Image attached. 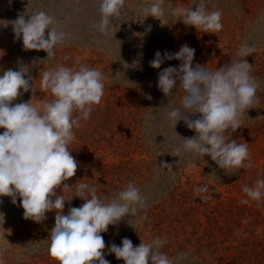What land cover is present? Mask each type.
<instances>
[{"label":"rangeland","instance_id":"374dc122","mask_svg":"<svg viewBox=\"0 0 264 264\" xmlns=\"http://www.w3.org/2000/svg\"><path fill=\"white\" fill-rule=\"evenodd\" d=\"M198 2L169 0L167 6L194 10ZM142 3L126 0L125 14L113 20L117 32L105 37L94 27L100 20L98 0H0V75L29 66L35 95L30 90L14 103L53 99L40 89V79L43 70L55 65L72 67L79 60L108 77L101 104L88 121H81L69 146L78 162L76 175L65 182L72 187L58 195L70 200L76 184L85 182L96 185L101 198L111 197L133 182L147 198V208L136 217L110 225L101 234L104 258L110 264H124L108 249L113 243L120 246L125 237L134 246L141 239L166 238L162 251L169 257L188 254L181 264H264V202L258 206L242 191L244 185L264 179V0H206L209 11L222 12L223 29L216 34L197 31L170 16L142 22L138 13ZM34 11L54 16L58 30L66 34L51 62L43 60L47 56L43 50H24L22 39H14L12 26H5L19 14L27 19ZM149 25L151 31L146 33ZM244 43L255 48L245 59L259 82V103L247 110L231 139L248 144L253 166L226 174L209 156H175L181 143L175 131L182 138L195 132L183 120L176 128L166 120L165 106H180L184 93L176 88L165 97L157 87V74L169 66L179 67L181 61L165 59L160 69L149 62L157 51L163 57L165 51L175 53L187 44L195 49L193 66L215 70L237 58ZM165 163L173 166L172 171L161 167ZM202 185L209 189L207 201L195 193ZM245 199L247 204L242 203ZM83 203L73 197L63 211L67 214ZM55 214V210L47 212L40 223L26 220L19 198L13 204L10 197H0V264H57L47 251ZM145 214L147 219L142 220Z\"/></svg>","mask_w":264,"mask_h":264},{"label":"clouds","instance_id":"9594fccd","mask_svg":"<svg viewBox=\"0 0 264 264\" xmlns=\"http://www.w3.org/2000/svg\"><path fill=\"white\" fill-rule=\"evenodd\" d=\"M168 2L143 0L138 8L142 22L147 17L162 21L170 16L203 33L216 34L223 29L222 12L209 11L206 0L194 3V10L192 6L170 7ZM125 7L126 0H98L100 20L94 26L96 30L105 37L112 34L113 20L125 14ZM8 24L12 26L14 39H22L24 50L47 53L43 60L53 61L55 48L65 43L66 34L58 30L54 16L45 11H34L27 19L25 14H19L15 20L6 21L5 26ZM150 31L151 25L145 32ZM254 52L253 46L244 43L236 53L237 58L215 70L200 64L193 66L195 49L187 44L175 53L165 51L163 57L160 51L155 53L149 62L154 69H160L165 59L181 61L179 67L169 66L157 74V87L165 97H171L176 88L184 93L180 106L170 103L165 106L166 120L175 128L183 120L195 132L192 137L182 138L175 131L181 140L175 147V156H209L226 174L253 166L248 144L231 136L241 128L247 110L259 103V82L251 74L252 64L245 59ZM29 71V66L21 65L18 71L8 69L0 75V129L4 130L0 133V197H10L13 204L19 198L23 218L36 223L46 220V213L55 210L47 251L57 264H110L104 258L106 244L101 234L110 225L136 217L147 208V198L133 182L115 195L103 198L97 195L96 185L80 182L72 198H80L84 203L69 208L65 214V202L72 198L65 200L62 194L58 195L72 187L65 182L76 175L78 162L69 146L76 138V130L82 127L81 121H88L101 104L108 77L79 60L72 67L55 65L43 70L40 79V89L53 99L33 103L31 98L28 102L14 103L30 90L35 95ZM196 114L198 118L190 119ZM161 167L172 171L173 166L165 163ZM208 190L207 185H202L195 193L207 201L211 199L205 195ZM242 191L259 206L264 202V179H257L253 186L244 185ZM141 219L146 220V214ZM166 242V238L157 237L148 242L141 239L134 246L125 237L120 246L113 243L108 251L124 264H181L188 254L169 257L162 251Z\"/></svg>","mask_w":264,"mask_h":264}]
</instances>
